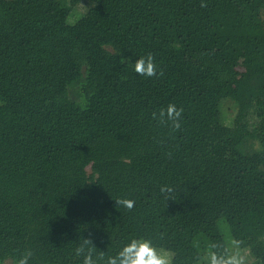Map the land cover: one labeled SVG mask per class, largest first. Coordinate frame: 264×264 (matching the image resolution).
<instances>
[{
	"label": "trees",
	"instance_id": "obj_1",
	"mask_svg": "<svg viewBox=\"0 0 264 264\" xmlns=\"http://www.w3.org/2000/svg\"><path fill=\"white\" fill-rule=\"evenodd\" d=\"M221 224L264 264V0H0V264H82L89 237L196 264Z\"/></svg>",
	"mask_w": 264,
	"mask_h": 264
},
{
	"label": "clouds",
	"instance_id": "obj_2",
	"mask_svg": "<svg viewBox=\"0 0 264 264\" xmlns=\"http://www.w3.org/2000/svg\"><path fill=\"white\" fill-rule=\"evenodd\" d=\"M206 6L204 3L201 4V7ZM134 70L141 76H156L157 65L154 56L149 53L147 56L140 57L135 61ZM163 74V71L160 70L159 75L163 76ZM183 112V108L178 109L175 104H169L167 108H161L158 113L153 112L152 118L166 127L171 124L172 129L178 131L181 129ZM160 191L165 194V199L170 200V194L173 193L174 189L171 186H162ZM115 201L118 207L129 210L135 204L134 200L127 198H120ZM232 245L238 249L239 242L232 241ZM95 251L96 246L90 237L84 238L83 243L75 250L78 257H83L82 264H173V253L163 247H157L152 239H132L116 256H108L107 258H105L103 251L95 256ZM33 256V251L27 249L17 261V264H29ZM196 264H244V258L239 251H234L233 248L212 244L208 251L197 256Z\"/></svg>",
	"mask_w": 264,
	"mask_h": 264
},
{
	"label": "rangeland",
	"instance_id": "obj_3",
	"mask_svg": "<svg viewBox=\"0 0 264 264\" xmlns=\"http://www.w3.org/2000/svg\"><path fill=\"white\" fill-rule=\"evenodd\" d=\"M84 6L85 4L81 5L80 7H78V10H75L73 9L69 18H68V21L69 23H74L76 22V20H78L81 16H82V10L84 9ZM233 114V110L232 109H229V112L227 111V117L231 116ZM221 229H222V232L224 234V237L227 241V245L228 247L230 248H233L234 251H239L237 248H234L233 245H232V241H234V239L232 238V236L230 235V232L228 230V228L226 227V225L224 224H221ZM240 255L244 258V264H253V260L251 258H247L246 257V254H242L240 253ZM5 264H11V261H7Z\"/></svg>",
	"mask_w": 264,
	"mask_h": 264
}]
</instances>
